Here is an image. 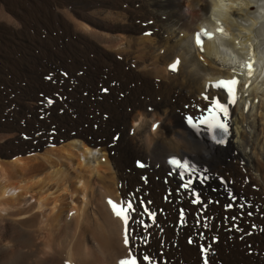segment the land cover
I'll return each mask as SVG.
<instances>
[{
  "label": "bare ground",
  "instance_id": "1",
  "mask_svg": "<svg viewBox=\"0 0 264 264\" xmlns=\"http://www.w3.org/2000/svg\"><path fill=\"white\" fill-rule=\"evenodd\" d=\"M218 77L235 78L236 92L208 88ZM214 94L226 108L220 142L196 120ZM0 115L14 118L0 123V264H264L252 224L263 231L264 0H0ZM133 197L143 223L125 244ZM221 213L231 217L218 227ZM242 222L255 231L240 235Z\"/></svg>",
  "mask_w": 264,
  "mask_h": 264
},
{
  "label": "rangeland",
  "instance_id": "2",
  "mask_svg": "<svg viewBox=\"0 0 264 264\" xmlns=\"http://www.w3.org/2000/svg\"><path fill=\"white\" fill-rule=\"evenodd\" d=\"M148 24H150V23H148ZM150 29H152V28H150ZM132 65H134V66H132ZM130 68L131 69H135L136 68V65H135V63L134 62H132L131 64H130ZM66 70H64V71H62V72H60L61 73V75H66L65 73H63V72H65ZM76 73V76H80V75H82V73H83V70L82 69H79L77 72H75ZM52 83H54V80L52 81ZM71 83H73V81H71ZM75 84L77 83V81L76 82H74ZM22 84H24V82L22 83ZM116 84V86H118V83H116V82H112V85H115ZM109 84H101V83H98V85H96V89H98V88H100V90H102L103 88H105V89H107V91H98V90H96V92H97V94L98 93H100L101 95H108L109 93H110V86H108ZM108 88H109V93H107L108 92ZM78 92H79V94L83 97V98H85V97H87V98H91L92 100L94 99V96L93 95H91V93L89 92V90H83V88H80L79 90H78ZM107 93V94H106ZM50 95V96H49ZM48 95V93H46V94H44V96H43V98L45 99H43V100H41V101H47L46 100V98H45V96H49L50 98H49V100H51L52 102H53V97H52V95L51 94H49ZM115 96V98L118 100V101H120L121 99H122V95L121 96H116V95H114ZM120 97V98H119ZM187 104H189V103H187ZM187 110V109H186ZM47 111H48V113H47ZM63 111H64V109L63 108H60V109H58V113L59 114H63ZM16 112H18V110L16 111ZM45 113V112H44ZM46 113H47V116L50 114V111L49 110H46ZM43 115L44 114H42L41 116L43 117ZM41 117V118H42ZM40 118V119H41ZM12 119H14L13 117L11 118V117H2L1 115H0V121H2V122H0V123H3V124H7L8 122L9 123H11L12 122ZM9 120V121H8ZM105 120V119H104ZM95 125L97 126H95V129H97L98 128V123H95ZM51 128H53V129H55L56 128V124H51ZM62 133L64 132V128H60L59 129ZM63 130V131H62ZM116 131V132H115ZM76 132L75 130H70V133L71 134H74V133ZM113 132H115V133H118V132H121V130H112L111 132H110V135L113 133ZM115 133H114V135H115ZM26 136H27V141L28 142H31L33 145L34 144H36V141H37V136H33L32 135V133H24ZM121 136V135H120ZM35 137V138H34ZM55 138V136L54 135H51L50 137H49V140H53ZM34 139H35V141H34ZM61 139V138H60ZM59 139V140H60ZM114 139V138H113ZM113 141H115V142H117L118 141V139L117 140H113ZM112 152V154H113V150L111 151ZM128 168V167H127ZM126 168V172H130V171H128V170H131V168H128L127 169ZM207 174H209L208 172H206ZM135 174L136 175H138V172L136 171L135 172ZM220 176H225V175H220ZM210 184H212V183H210ZM228 184H229V180H228ZM151 190V189H150ZM221 194V196H222V198L224 197V193H226L225 191H224V193H222V192H216V194ZM147 194V193H146ZM236 195H237V193H236ZM188 196H190L189 194H188ZM246 197V196H245ZM228 200V199H227ZM225 201V200H224ZM241 201H243V200H241ZM246 201H250V200H248L247 199V197H246ZM172 204V203H171ZM231 204H234V203H231ZM215 206H218V205H215ZM219 206H222V204H219ZM174 207V218L176 217V215H177V210H178V206H177V204H175V206H173ZM234 207H235V205H234ZM253 207H254V205H252L251 204V206H247V209L249 210V211H251V212H255L256 210H253ZM234 209V208H233ZM259 213H262V214H264V212L263 211H261V210H258V211H256V215H254V217H258V218H264V215L262 216V217H260L259 216ZM212 214H214L215 215V213H212ZM221 216V218H222V220H220L221 222L218 224L217 223V220L218 219H216V218H214L213 219V221H215V225L216 226H221L222 225V221L223 220H225V219H230V217H231V215H230V213H228V216H224L222 213L220 214ZM233 215H236V214H233ZM251 216V215H250ZM173 218V219H174ZM253 218V217H252ZM252 218H251V220H252ZM171 220L170 221V223L172 222V223H174L175 221H176V218L174 219V220ZM253 222V221H252ZM254 226H257L256 228H255V230H258L261 234H263L264 235V229H263V231H262V229L260 230V228H259V226H258V224L256 223V222H253L252 223ZM251 224V226H253ZM241 225H243V229H240L239 230V233H240V235L242 234V233H246L250 228H251V231L253 232V231H255L254 230V228H252V227H250V224H248V225H246L244 222H242L241 224H240V226ZM170 227H172L173 228V226L172 225H169ZM164 228V227H163ZM245 228V229H244ZM263 228H264V226H263ZM198 231V230H197ZM229 230L226 228H224L223 229V232H224V234H226V232H228ZM250 231V230H249ZM202 232H204V230L202 231ZM220 234V233H219ZM208 236V238H210L211 237V235L209 234V235H207ZM220 236V235H219ZM138 237H141V240H143V239H145V237L144 236H138ZM186 237V236H185ZM204 237V238H203ZM191 238V237H190ZM173 239V238H172ZM172 239L170 238V240L168 241L169 242V244H167L168 242H166V246L167 247H170L171 245H172ZM191 239H193V238H191ZM201 239H205V235H202L201 236ZM140 239H139V241H141ZM176 243H177V246L176 247H178V246H180V244L178 245V241H176ZM190 244V243H189ZM188 244V245H189ZM203 245H206V244H203ZM191 246H196V247H198L199 248V244L196 242V243H193V244H191ZM162 249H160V247L158 248V246H156L155 248H154V250L153 251H155L156 253H158V255H165L164 254V250H162ZM250 250H252L251 248H250ZM149 251H152V250H149ZM251 252V251H250ZM262 254L264 255V251L262 252ZM147 255V254H146ZM148 256V255H147ZM166 256V255H165ZM140 257V256H139ZM172 258V259H171ZM167 259H168V261H169V263L171 264V263H173L174 261H175V258L174 257H167ZM213 261L212 262H214L215 263V259H213V258H211ZM213 263V264H214ZM167 264V263H166ZM192 264H195V263H192ZM217 264H222V261L221 260H217Z\"/></svg>",
  "mask_w": 264,
  "mask_h": 264
},
{
  "label": "snow or ice",
  "instance_id": "3",
  "mask_svg": "<svg viewBox=\"0 0 264 264\" xmlns=\"http://www.w3.org/2000/svg\"><path fill=\"white\" fill-rule=\"evenodd\" d=\"M196 43L197 44L201 43L199 35H197V37H196ZM178 63H179V61H177L176 63L170 65V69L171 70H176ZM225 83H228V84H231V85H235L237 83V81L235 79H232L230 81H223L222 80V81L219 82V85H224ZM231 94H232V92H231V90H229V95H231ZM205 99H208V97H205ZM230 102H234V101H230ZM48 103H52V101L49 100ZM217 107H220L222 111L226 112V108H224L222 106V104H221V102L219 101L218 98H213V100L209 104V107H208L207 111L209 113H213V112L216 111ZM189 119L193 120L195 118H191L190 117ZM212 119L215 120L216 117L213 116ZM211 126L219 129L223 133H227V131H228V128L223 123H215V124H212ZM172 163L173 164H177L178 162L177 161H172ZM207 180H208V177H205L203 182L207 183ZM191 183H192L191 181H184L183 185H191ZM192 191L198 192V190H196L194 188L192 189ZM123 203L130 210L129 211V218L125 221V224H126L125 244H128L130 236H131V233H132V231H134L133 229H131L130 225L132 223H141L142 224L143 222L139 221V220L132 219V217L136 214V208L134 207V205L136 203V198L135 197H133L131 201L125 199V201ZM140 203H143V201H140ZM249 215H251V213H249ZM202 248H203V246H202ZM210 249H211V245L209 244L208 245V250H210ZM142 260H148V256H143ZM121 264H129V262L125 261V260H122ZM205 264H208L207 260H205Z\"/></svg>",
  "mask_w": 264,
  "mask_h": 264
}]
</instances>
